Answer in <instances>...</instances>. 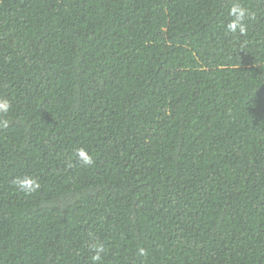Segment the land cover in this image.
I'll return each instance as SVG.
<instances>
[{
    "label": "trees",
    "instance_id": "obj_1",
    "mask_svg": "<svg viewBox=\"0 0 264 264\" xmlns=\"http://www.w3.org/2000/svg\"><path fill=\"white\" fill-rule=\"evenodd\" d=\"M0 99V264H264V0H0Z\"/></svg>",
    "mask_w": 264,
    "mask_h": 264
},
{
    "label": "clouds",
    "instance_id": "obj_2",
    "mask_svg": "<svg viewBox=\"0 0 264 264\" xmlns=\"http://www.w3.org/2000/svg\"><path fill=\"white\" fill-rule=\"evenodd\" d=\"M229 15L232 19L226 25L227 30L232 33H236L237 31L243 35L246 33V25L244 23L245 19H251L252 13H250L246 8L241 7L239 4H233L229 9ZM11 105L7 99H0V114L7 113L10 109ZM8 121L4 119H0V126L6 127ZM76 157L85 166L93 164V159L84 149H78L76 152ZM12 183L16 188H18L21 192L26 194L33 193L37 191L40 187L39 181L37 178L33 176H23L16 177L13 179ZM92 248L95 250L96 254L91 257L92 261L98 262L101 260V256L99 253L103 250L101 245L94 244ZM138 254L143 256L145 255L144 249H139Z\"/></svg>",
    "mask_w": 264,
    "mask_h": 264
}]
</instances>
